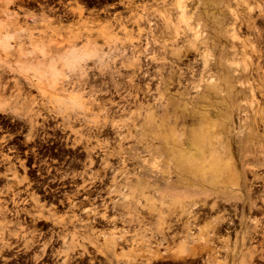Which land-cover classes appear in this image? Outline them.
Masks as SVG:
<instances>
[{"label":"rangeland","instance_id":"obj_1","mask_svg":"<svg viewBox=\"0 0 264 264\" xmlns=\"http://www.w3.org/2000/svg\"><path fill=\"white\" fill-rule=\"evenodd\" d=\"M5 38L0 264H57L76 243L89 255L74 264H118V253L132 254L130 240H147L154 249L162 233L172 242L160 251L178 258L153 264H201L206 255L197 257L198 245L210 244L203 238L221 216L236 225L228 248L222 240L213 244L217 260L252 261L257 243L246 239L264 224L248 213L264 212L242 213L247 197L237 184L247 183L262 208L264 0H0ZM72 51L85 56L74 74L66 66ZM209 82L222 92L198 98ZM168 98L192 110L186 154L172 168L165 156L144 149L156 137L149 121L160 119ZM203 129L225 146L206 160L192 144ZM160 170L174 183L182 173L185 194L161 186ZM183 205L201 217L192 232L182 228ZM174 220L175 230H164ZM114 235L129 240L116 252L107 242Z\"/></svg>","mask_w":264,"mask_h":264},{"label":"bare ground","instance_id":"obj_2","mask_svg":"<svg viewBox=\"0 0 264 264\" xmlns=\"http://www.w3.org/2000/svg\"><path fill=\"white\" fill-rule=\"evenodd\" d=\"M182 3L180 4L179 8H182L181 7V5H183ZM181 16H182V14H181ZM183 16H185V14ZM239 21H240V19H239ZM228 33H229V31H228ZM237 33L239 35V32H237ZM198 37H196V38L194 37V38L197 39ZM198 40H199V38H198ZM204 41H206V40H204ZM0 45L4 46V47H7L8 46V39L5 38L2 41H0ZM84 58H85V56L83 54H81V53H78L77 51L70 52L66 56V66H67V70L69 71L68 73H73V74L77 73L80 70V61H82ZM50 74H51V76L53 78L58 75V73L56 71H53ZM33 77L34 78L37 77L36 73H33ZM199 78H201V77L199 76ZM210 81L213 82L214 80H210ZM194 83H195V80H194ZM209 83H211V82H209ZM214 83H215V81H214ZM53 84H55V82H53ZM225 86H227V85H225ZM220 88L218 86H216V85H212V83L211 84H206V85L202 86V90L200 92H197L198 93L197 97L198 98H210L213 95V93L216 94V93L219 92L218 94H220L222 92L221 90L223 89V87L221 88V90H220ZM195 100L196 99H194L193 101H195ZM174 101H172V98H168V99H166V101L161 102V105H160V109H161L160 110L161 111L160 119L159 120H156V119L153 120L151 118L152 120L149 121L150 124H153L152 131H153V135H155L156 137L153 138L149 142V144L147 143L146 147H144L145 151L149 152L150 155L158 153V154H160L162 156H165L166 161H164V164L168 168H172L173 166L177 167V165H176L177 158H180L179 160L182 159L181 154L185 152V144H186V140H185L186 134H185V130L184 129H185V125L188 123L186 121V117H190L191 112H192V110L189 109L187 107V105H186V107L181 105L182 107H184L181 110L180 107L177 104H175L176 101L175 102ZM173 112L180 113V114H182L184 116L179 117L178 114L173 115L172 114ZM170 115H171V117H170ZM154 117H156V115ZM179 128H181V129H179ZM177 130H180V131H177ZM120 133H122V132H120ZM172 133L176 137L175 140L173 138ZM192 138L194 139L192 144L199 148V150L201 152V155H202V158H204V160H206L207 156H214L218 152L219 149H222V147L223 148L225 147V146H223V143L221 142V140H218L215 137H213V134L210 131L206 130V129H203V130H200V131H195V134L192 135ZM155 140L157 141V144H156V142L154 143ZM179 153H180V155L178 157ZM185 154H186V152H185ZM179 165H182V164L180 163ZM155 168H157V167L155 166ZM212 171H214V170H212ZM166 173H167V171H161L160 170V173L158 172V175L156 177V181L161 186H163L167 191H169L172 188H174V189H178L179 191H181L182 194L184 195L185 194V187L183 185L184 178H183L182 173H178V174H180V176L178 177V180H177L176 183L171 181L170 177H166L165 176ZM168 174H170V173H168ZM137 183L139 184L140 181L137 180ZM127 185H128V183L126 184V186ZM237 187H239L240 189H244V191L246 193L247 203L245 204L246 206L243 207V211H242V213L244 215H245V213L247 211L251 212V211L255 210L257 212L258 211H263L264 212V201H263L262 206H261L262 208H258L257 204L255 202L253 203L251 201V198L253 196L252 194H254V193H252L251 187L247 183H246L245 186H242L240 183H238ZM122 209H124V207ZM194 210L195 209L192 206L188 207L187 205H183L182 209H181V212L185 213L187 215V222L185 224H183L182 228L185 229L188 232H192L193 229L196 226H198L197 224L201 220L200 215L195 213ZM120 213H122V212H120ZM254 213L255 214H260V213H256V212H254ZM103 219L107 220L109 223H111V225L116 223V219H110L109 217H106V216H104ZM131 219H132V217H131ZM178 220H174V222H164V225H165L164 230H168V231L173 232L175 230V226L177 225L176 223H178ZM138 224L139 225L144 224V221L143 220L142 221H138ZM233 224H234V222H233V220L231 218H227V217H224V216H221L220 218H217L216 221L214 223H212V227L210 228V231L208 232L207 236H205L203 238L206 243H210V244L209 245H201V244L198 245L200 249L196 253L197 257H202L203 255H206L205 259H203V258L201 259L202 262H203L201 264H227V258H226L225 262H220V261L217 260L220 251L216 250L213 244H215L216 242L222 240V242H224L225 247L228 248V245H226L229 242V235L228 234H229V230L232 228ZM263 229H264V226L262 225L260 232L263 231ZM223 230H225V232L227 234L226 238L223 237L220 234V233H222ZM167 234L162 233L161 239L159 241H157L156 243H155V241L157 239L154 241V243L156 245V247L154 249H153V246H152L153 243H151V242H149L147 240H142V241L141 240L139 241V240H136V239L133 240V241L130 240V243L132 244L131 246H129V245H127V243H125L127 246L132 248V249L129 248L130 249L129 251L132 254L130 256H128L127 253H120V254L118 253V255H117L118 264H153V261H157V262L164 261L165 262L166 260L177 259L178 256L169 253V251L162 252L159 249V247L163 246L164 243L169 245L172 242V241H170V237ZM123 235H124V232H123ZM116 236L117 235H114V237L111 236L113 238H110V239H108L109 237L107 238L108 239L107 240L108 246L112 247L114 252H116V248L117 247H119L122 244H124V243L121 244L122 241L123 242H129V240H127L125 237L124 238L123 237L117 238ZM262 237H263V242L262 243L264 244V231L262 233ZM137 238L139 239L140 236H138ZM140 239H142V237ZM196 243H197V241H196ZM70 248H71V254L66 253L65 256L63 258H61V262L57 263V264H74L73 262H74L75 258L84 259V257L89 255V252H88L87 248L85 246H83V245H79L78 243H76V245L72 244V246H70ZM119 248H121V247H119ZM124 251H126V250L124 249ZM62 253L64 254L63 251L62 252H56V253L54 252V254H52L51 256L53 258L61 257ZM47 254H49V253H47ZM101 254L104 255L105 253L102 252ZM39 258L37 257L38 260H39ZM47 258L50 259V256L46 257V259ZM180 258L185 259V257H183V256H181ZM76 261L77 260H75V263H76ZM82 262H84V261H82ZM40 263H42V262H40ZM47 264H50V263H47Z\"/></svg>","mask_w":264,"mask_h":264},{"label":"flooded vegetation","instance_id":"obj_3","mask_svg":"<svg viewBox=\"0 0 264 264\" xmlns=\"http://www.w3.org/2000/svg\"><path fill=\"white\" fill-rule=\"evenodd\" d=\"M260 206H261V204H260ZM248 214H250L251 217H253V219L256 218V219L261 220L263 222V224H264V213L263 214H252V213H248ZM235 225L236 224L234 223V226ZM253 230H254L253 228L246 229V231H248V233H253L254 232ZM231 231H234V229L232 228L229 232L231 233ZM263 231H264V229H263ZM263 231H261L259 234L255 235L254 236V239H251L249 236L246 239V240L251 241V242H256L257 245L254 246L255 248L257 246H259V250L258 249H255V248L252 250L254 252L253 259H252V261H248L247 264H264V256H263L264 244H262V242H263V237H262ZM258 251H261V252L259 253ZM246 258L249 259V256L247 255ZM240 262H239V264H240ZM230 264H236V263H235V261H233V262H230Z\"/></svg>","mask_w":264,"mask_h":264}]
</instances>
